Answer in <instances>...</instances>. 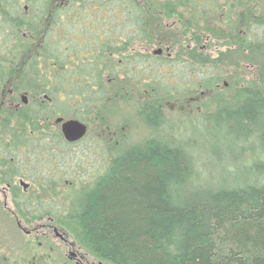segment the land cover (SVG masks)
Masks as SVG:
<instances>
[{
    "label": "flooded vegetation",
    "instance_id": "obj_1",
    "mask_svg": "<svg viewBox=\"0 0 264 264\" xmlns=\"http://www.w3.org/2000/svg\"><path fill=\"white\" fill-rule=\"evenodd\" d=\"M261 1L56 0L54 4L53 0H10L11 5H8L7 10L11 9L10 6H17V14L13 12L10 17L18 21V29L9 39L8 32L0 33L3 43L0 59L3 70L7 71L6 78L0 83V199L13 225L27 235L41 228L28 229L23 225L21 199L22 196L26 198L30 183L25 182L22 169V172L19 171L20 164H25L22 160L25 153L27 162L31 163L41 155L46 156L48 152L47 148L45 150L39 144L41 139L33 136L36 129L45 130L48 127L41 122L53 119V125L60 128L64 143H81L90 131V125L85 120L88 121L102 104L111 99L110 93L124 95L127 87L133 89L134 82L139 84V75L144 74L145 70H154L158 74L153 79L149 74L150 78L144 81L156 93L152 97L151 91L146 96L147 104L143 107L145 119L153 131L155 124L158 127L161 122L160 98H174L175 103L184 102L189 109L197 108V104L204 109L205 100L201 101V98L211 95L215 99L220 98L222 89L225 93L234 90L235 105L253 99L251 81L242 80L237 75L233 78L227 70L229 66L239 69V62L248 70L249 49L264 46V39H261V42L254 40L249 47L247 34L253 30H264V24L248 27L244 12L246 7L251 10L260 9ZM31 2L40 6L37 12L34 7H31L30 12L28 3ZM45 14L50 22L40 29L38 23ZM186 15L192 18L193 23L190 19L183 22L181 17ZM0 17V22L6 19ZM164 18L177 20L166 24ZM219 19L222 21L216 24ZM199 20L205 21V24L199 25ZM21 22L23 25L20 27ZM162 22L165 27H178L181 31H161L160 43L163 48L157 47L149 55L138 51L128 52L130 47L134 49L136 43L148 41L149 28L154 24L155 27L156 24L163 26ZM222 22H225L224 28H221ZM220 37L226 38H223V42H216ZM184 38L190 39L193 45L189 43L183 49L178 42L175 48L176 40ZM167 41H171L170 44ZM13 54H18L15 62L12 61ZM45 55L49 66H44L45 61L41 60ZM210 64H220V76L203 75V65ZM12 68L16 73L11 72ZM174 71L178 73L177 77H182L181 82L177 83L173 74V79L166 75ZM188 71L186 77L182 76ZM42 72L49 75L47 77L50 81L49 90L44 92L35 90V84H41V80H34V84L31 81L41 76ZM229 77L232 78L231 83L226 79ZM5 91L9 94L8 98L5 97ZM234 104L226 105L225 108ZM30 113L38 118L28 122L26 119L23 125H15L18 118H24ZM203 117L207 118L208 115ZM59 118L62 120L57 123ZM69 120L85 125L86 132L80 140L66 141L61 124ZM30 123L40 125L30 126ZM110 133L106 130V134ZM129 138L128 130L126 140ZM8 200L14 201V209L8 205ZM49 220V223L42 226L53 230L54 235L69 246L68 259L71 263L96 264L79 255L74 250V244L51 223L52 218Z\"/></svg>",
    "mask_w": 264,
    "mask_h": 264
},
{
    "label": "rangeland",
    "instance_id": "obj_2",
    "mask_svg": "<svg viewBox=\"0 0 264 264\" xmlns=\"http://www.w3.org/2000/svg\"><path fill=\"white\" fill-rule=\"evenodd\" d=\"M55 2L56 0H53L52 3L55 4ZM28 4L30 12H32L31 7H34L36 12L39 10L40 6L36 3ZM260 6V9L252 10L245 6L244 12H246L248 27L264 24V0L260 2ZM181 18L185 23L190 20L193 23L192 18L187 15ZM173 19L164 18V21L166 24L167 22L171 24L177 20ZM221 21L222 19H219L216 24ZM47 22H50V18L45 14L42 21L38 23V27L42 29ZM197 23L202 25L205 24V21L199 20ZM222 24L221 28H224L225 22ZM215 28L218 27L215 26ZM165 30L170 33L181 31L178 27H165L164 24L163 26L156 24L155 27L154 24L148 32L151 40L136 43L134 49L130 47L128 52L138 51L140 54H151L157 47H162L160 43L162 40L161 31ZM255 31L247 34L250 40L249 47L254 40L261 42V39H264V30ZM223 38L220 37L215 41L223 42ZM170 42L166 43L170 44ZM213 42L214 40L211 45ZM177 43L182 48H187L189 43L191 46L193 45L190 39L185 38L176 40L175 48L178 46ZM216 51L217 48L214 49L215 53ZM249 51L250 66L248 70L242 62H239V69L236 68V70L233 66H229L227 71L233 75V78L237 75L242 80L251 81L253 90L255 87H263L264 90V46H259V49L253 47ZM2 53L0 52V58ZM219 65H203V75L205 77L220 76L222 70ZM180 70L183 71L182 68ZM149 74L151 79L155 78V75L158 77L154 70H145L144 74L139 75V84L134 82L133 89L127 87L123 96L115 95L114 92L109 94L111 99L102 104L89 117L88 121L85 120L90 125V131L81 143L70 145L64 143L60 128L53 125V119L40 123L46 124L45 126L48 127L45 130L36 129L33 136L41 139L39 144L43 149L47 148L48 152L45 153L46 156L42 157L41 155L31 163L27 162L25 153L24 159L22 158L25 164H20L19 171L22 169L24 178H26L25 182L30 183L25 194L26 198L36 201L41 207L33 216L29 215L28 217L22 213L23 225L28 229L41 228L35 231L31 230L30 235L17 229L10 217L6 216L2 205L3 200L0 199V264H74L68 259L69 246L55 236L53 230L42 226L49 223L51 218V223L56 225L60 232L64 233L66 238L74 244V250L84 256L88 262L97 264L100 260L79 246L64 231V227L62 228L58 224V219L62 217V214H65V211L73 207L76 202L75 196L83 187L91 186L97 176L103 175L111 159L122 155L127 150L136 148L137 145L155 141L156 138L171 141L179 146L181 144L188 156L195 158L198 164L194 168L196 176H193L191 180L192 189L205 191L215 189V187L229 188L248 183H263L264 143L256 139L257 134L253 127H250L249 124L241 125L236 119L230 118L228 111L223 112L226 105L234 104V90L225 93L222 89L221 97L216 99L212 95L206 98L203 96L201 101L205 100L204 107L206 109H203L199 104H197V108L190 107L189 109L184 102L175 103L174 98H160L162 99L160 104L161 122L157 131H153L145 119L146 115L143 110L147 104L145 103L146 96L153 90L150 85L144 82L150 78ZM172 74L176 76L177 83L181 82L182 77H177L178 73L175 71L166 73L169 78L173 79ZM188 74L189 71L183 73L182 76L186 77ZM226 79L229 83L232 82L231 77ZM6 91L4 94L8 98L9 94ZM155 94L152 91V97ZM221 111L223 114H217ZM205 115L208 117L204 118ZM36 124L30 123V126H36ZM106 130L111 133L106 134ZM128 130L130 138L126 140ZM13 203V200H8V205L12 209H14Z\"/></svg>",
    "mask_w": 264,
    "mask_h": 264
},
{
    "label": "trees",
    "instance_id": "obj_3",
    "mask_svg": "<svg viewBox=\"0 0 264 264\" xmlns=\"http://www.w3.org/2000/svg\"><path fill=\"white\" fill-rule=\"evenodd\" d=\"M9 4L10 0H0V15L6 17L0 22V33L8 32V39L18 29V21L10 17L17 14V6L7 10ZM12 58L15 62L18 54ZM41 60H47L46 55ZM44 66H49L46 61ZM6 73L0 59V83ZM47 76L42 72L31 80L42 82L35 84V90H49ZM262 91L263 87H255L253 99L223 112L253 127L256 139L264 143ZM26 115L15 125L38 118ZM197 164L181 144L156 138L137 145L111 159L103 175L75 196L77 203L58 224L105 264H264V181L192 189ZM21 202L28 217L41 208L24 196Z\"/></svg>",
    "mask_w": 264,
    "mask_h": 264
},
{
    "label": "water",
    "instance_id": "obj_4",
    "mask_svg": "<svg viewBox=\"0 0 264 264\" xmlns=\"http://www.w3.org/2000/svg\"><path fill=\"white\" fill-rule=\"evenodd\" d=\"M61 120L62 119L59 118L57 120V123L60 122ZM61 125H62V133L65 136L66 141L68 142L80 140L86 132L85 125L75 120L65 121ZM97 264H104V263L100 261Z\"/></svg>",
    "mask_w": 264,
    "mask_h": 264
}]
</instances>
